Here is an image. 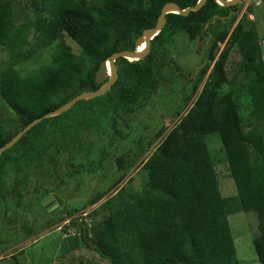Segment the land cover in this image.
<instances>
[{"label": "trees", "instance_id": "1", "mask_svg": "<svg viewBox=\"0 0 264 264\" xmlns=\"http://www.w3.org/2000/svg\"><path fill=\"white\" fill-rule=\"evenodd\" d=\"M198 1L39 0L43 16L35 22L18 23L15 0H0V48L10 59L0 71V100L13 116L0 124V148L33 121L80 94L100 89L95 82L100 64L113 54L134 52L143 31L155 28L164 5L174 3L185 10ZM242 5L225 8L207 0L186 17L166 15L165 26L152 39L143 60L115 62L117 79L108 93L41 121L0 154V200L6 205L12 202L16 209L21 206L22 191L29 184L24 169L54 166L58 170L48 169L45 175L59 178L60 183L75 174L82 177L96 172L104 160L92 155L88 133L104 123L114 138L129 139V123L171 81L169 72L183 75L166 48L182 34L190 42H205L204 64L181 99L176 116L189 105L188 110L142 164L145 184L140 194L120 189L87 214L89 225L76 218L70 226L79 230L86 250L107 264H239L228 217L253 214L252 245L258 263L264 264V144L256 127L243 129L237 103L245 101L248 113L264 120V67L256 19L249 20L256 18L255 12L250 7L239 18ZM252 5L256 6L255 0ZM214 16L219 19L211 25ZM219 28L220 34L214 32ZM219 43L225 46L208 73ZM53 45L44 64L22 72L13 68L17 63L39 61L42 52ZM233 56L239 62L228 68ZM162 133L161 128L153 139ZM211 134L222 140L235 196H222L219 191L205 142ZM101 143L99 154L103 152L104 159L110 146L97 142V147ZM151 143L145 144L139 136L126 150L116 152L114 165L120 175L115 184L124 180ZM65 166L73 171L56 175ZM10 174L13 181L7 187ZM22 174L20 184L18 175ZM31 191L34 201L38 200L42 190L35 187ZM104 195L93 196L79 210L64 205L62 212L70 219L86 205L95 206ZM11 262L18 264L15 257Z\"/></svg>", "mask_w": 264, "mask_h": 264}, {"label": "rangeland", "instance_id": "2", "mask_svg": "<svg viewBox=\"0 0 264 264\" xmlns=\"http://www.w3.org/2000/svg\"><path fill=\"white\" fill-rule=\"evenodd\" d=\"M255 2L256 6H254V8L252 5L254 0H245L238 15L240 18V16L250 7L254 10L256 18L250 16L249 20L254 21L256 19L261 39L260 55L264 67V0H255ZM14 8L18 23H23L26 19L35 22L43 16V13L40 11L41 6L39 0H34L32 2L30 0H15ZM216 31H218L219 34L222 32L220 28L218 30L214 29V32ZM174 38L177 40H174L170 45L166 46V48L169 51L171 58L176 60L175 63L183 75L185 74L188 76H179L176 73L169 72L171 81H168L166 87L158 89L154 96L149 100L146 111L144 113H138L134 117L132 123H129L128 126L131 127V132L128 131L130 137L126 142L114 138L104 123H101L99 128L93 126L88 133V136H91L92 138L90 145H93L94 147L91 153L94 157H102L101 160H104V164H102L96 172L85 174L82 177L75 174L72 175L70 179L67 178L66 181L62 178L63 182L60 183L59 178H48L46 177L47 175H45V172H48V169L52 172L57 171L58 169L54 168V166L49 165L47 168L41 167L37 171L24 169L25 172L29 174V184H24L25 190L22 191V194L25 193V195L20 201L21 206L16 209L12 202L6 205L5 201L0 200V259L3 258V261L0 260V262L2 261L1 264H14L11 262L13 257H15V262L18 264H29L28 262L30 261L25 259L30 257L31 253H33L36 258L41 259L44 264H107L106 262H101L97 255L86 250V247L79 238V230L72 228L69 222L73 219L81 218L80 222L89 225L91 218L89 216L87 217V214L91 213L101 202L105 201L106 198L112 196L120 189L127 192L129 191L132 195L140 194V190L145 184V175L142 173L143 170L141 169L142 164L155 151L157 145L167 132L178 123V120H180L188 110L189 107H186L183 112H180V115L176 116V113L181 109V99L188 94V90L192 86V79L195 78L196 73L204 63V55L201 54L204 43H200L201 47L198 51V43L190 42L182 34L177 35ZM62 42L64 41L62 40ZM66 45L70 46L75 54H78V49H75L67 42ZM53 47L54 45L43 51V56L39 61L35 60V62L31 61L23 64L17 63L13 65V68L18 72L37 68L38 64H44L48 55H50L48 50L50 49L49 51H52L51 49ZM9 61L10 59L7 51L0 48V71L8 66ZM231 62L233 63H228V68L233 64L238 63L239 60L233 56ZM206 76L207 75H205V77ZM189 77L191 79H189ZM223 89L224 92H227L228 86L224 85ZM237 103H239V117L242 119L243 129L249 131L251 127H256L261 132V143L264 144V120H258L248 113L249 109L247 108L245 101H237ZM11 118H13V116L10 115L8 108L0 100V124H3V122L10 120ZM65 123L70 125V122ZM161 128L163 129V133L159 138L153 139L156 132ZM81 131L82 128L79 130V133ZM139 136H142L145 144L149 142L152 143L150 146L146 147V153L134 163L133 168L127 173L124 180L115 184L120 173L116 172L114 156L116 155V152L119 153L126 150L127 144L131 143L132 140H137ZM97 142H104L110 146L108 149L109 151H106L109 152V155L106 153L104 159L103 152L99 154V148L103 144L101 143L97 147ZM205 142L216 173L221 195L235 196L236 191L234 184H232L233 181L230 180L222 140L217 134H211L206 136ZM60 160V164H62L63 159ZM61 169L62 170L56 173V175L59 174L63 177V174L67 170L66 174H70L71 171H73L71 168L68 169L67 166ZM18 177L20 184H22L24 174L18 175ZM10 178L11 181L7 179V187H9V184L13 181L12 174H10ZM100 178L104 179L100 180ZM7 187L1 190L2 194ZM35 187L46 190L49 189L48 191L58 196L63 203H65V208L67 207L70 210L81 209L86 202L97 194L105 195L95 206L92 207L86 205L81 212L75 214L72 218L67 219L61 210L49 216H45L39 199H35L34 201V194L31 189ZM14 200H16V198L12 201L14 202ZM94 219L95 218L92 220ZM228 222L234 241L238 263L259 264L252 245V233H255V231L252 232L251 229L254 224L256 229L255 216L253 214L246 215L243 213H236L228 217ZM55 225L61 228V232L67 235V239L70 238L71 244L69 241L60 244L59 239L61 236L58 233L47 232ZM54 244L64 247V249L63 247L59 249V252L60 250H63L60 252L62 254L64 253L63 255L57 253L58 251L55 249Z\"/></svg>", "mask_w": 264, "mask_h": 264}, {"label": "water", "instance_id": "3", "mask_svg": "<svg viewBox=\"0 0 264 264\" xmlns=\"http://www.w3.org/2000/svg\"><path fill=\"white\" fill-rule=\"evenodd\" d=\"M243 1L245 0H230V1L215 0V2L220 7H225V8L241 6ZM206 2L207 0H199L192 7L187 8L185 10L179 9V7L174 3H168L164 5L161 9L160 16L158 18L155 28L143 31L142 36L136 40L135 52L124 51V52L113 54L106 61L100 64V67L97 70L96 76H95L96 84L101 85L100 89H98L95 92H87V93L80 94L77 97L73 98L68 103H66L65 105H63L62 107L58 108L57 110L46 114L40 119L33 121L26 128H24L21 132L16 134V136L8 144L0 148V154L10 149L15 143L18 142V140L22 136H24L31 128H33L35 125H37L41 121L60 116L66 113L67 111H69L79 102L94 100V99L104 96L106 93L109 92V90L114 85L117 79V72H116V67H115V62L117 60L124 59L131 63H135L140 60H143L149 53V48H150L152 38H154L157 34H159L161 30L163 29V27L165 26V23H166L165 16L166 15L176 14L181 17H186L190 13L199 11L205 5ZM216 19H219V18L217 16H214L210 24H214ZM208 25L209 24L205 26V29H207ZM200 42L201 44L204 43L201 40ZM143 44H145V48L143 52L138 53L137 52L138 47L143 46ZM201 44H198V51L200 50ZM107 67H109V74L107 72ZM39 202L43 209V214L45 216H49L51 214L58 212L59 210L63 209V205H64L63 201L58 196L54 194L48 195L46 193L39 194Z\"/></svg>", "mask_w": 264, "mask_h": 264}, {"label": "crops", "instance_id": "4", "mask_svg": "<svg viewBox=\"0 0 264 264\" xmlns=\"http://www.w3.org/2000/svg\"><path fill=\"white\" fill-rule=\"evenodd\" d=\"M53 230V231H52ZM47 232H54L55 234L56 233H58L60 236H61V238L59 239V241H60V244H63V243H65L66 241H69L70 242V244H71V240H70V238L69 239H67L68 237H67V235H65V234H63L62 232H61V228L59 227V226H52V228L50 229V231H47ZM71 237V236H70ZM54 246H55V249L58 251L57 253H60V252H62L63 250H60V252H59V249H61L63 246H59L58 244H54ZM69 247H70V245H69ZM68 247V248H69ZM63 249H64V247H63ZM64 254V253H63ZM62 253H60V255H63ZM59 255V256H60ZM0 260H2L3 261V258H1ZM25 260H29L30 262H28L29 264H44V263H42V261H41V259H39V258H36L35 256H34V254L33 253H31V255H30V257H28V258H26ZM1 261V262H2ZM1 262H0V264H1ZM46 264V263H45ZM47 264H50V263H47Z\"/></svg>", "mask_w": 264, "mask_h": 264}, {"label": "clouds", "instance_id": "5", "mask_svg": "<svg viewBox=\"0 0 264 264\" xmlns=\"http://www.w3.org/2000/svg\"><path fill=\"white\" fill-rule=\"evenodd\" d=\"M228 1H230V0H228ZM244 2V1H243ZM217 20V19H216ZM215 20V21H216ZM212 25V24H211ZM208 28V27H207ZM153 39V38H152ZM152 41V40H151ZM202 41V40H201ZM204 42V41H203ZM198 44H200L201 42H200V40L197 42ZM196 43V44H197ZM198 44H197V48H198ZM204 44H205V42H204ZM204 46V45H203ZM224 46H225V43H222V44H218V48H219V52L217 53V55H216V58H215V60L212 62V64H211V66L210 67H212L213 66V64H214V62L216 61V59H217V57H218V55H219V53L222 51V49L224 48ZM135 50H136V48H135ZM135 52V51H134ZM204 64V63H203ZM203 64H202V66L201 67H203ZM201 67H200V69H201ZM212 68H210V70H211ZM210 70H209V72H210ZM196 73V72H195ZM194 73V74H195ZM198 73V72H197ZM196 73V74H197ZM188 76V75H187ZM107 78V77H106ZM187 107H189V105L187 106ZM179 121V120H178ZM173 128V127H172ZM42 193V192H41ZM40 193V194H41ZM64 205H65V203H64ZM64 205H63V207H64ZM63 209H61V211H62ZM69 221V220H68Z\"/></svg>", "mask_w": 264, "mask_h": 264}, {"label": "bare ground", "instance_id": "6", "mask_svg": "<svg viewBox=\"0 0 264 264\" xmlns=\"http://www.w3.org/2000/svg\"><path fill=\"white\" fill-rule=\"evenodd\" d=\"M144 48H145V44H143V46L138 47L137 52H138V53L143 52ZM107 72H108V74H109V67H107Z\"/></svg>", "mask_w": 264, "mask_h": 264}, {"label": "flooded vegetation", "instance_id": "7", "mask_svg": "<svg viewBox=\"0 0 264 264\" xmlns=\"http://www.w3.org/2000/svg\"><path fill=\"white\" fill-rule=\"evenodd\" d=\"M205 45V44H204ZM183 76V75H182ZM186 76V75H185ZM189 79H191L190 77H189ZM193 80V79H192ZM191 84H192V81H191ZM40 190H42V193H46V194H48V195H52L53 193H50L48 190H46V189H42V188H39ZM61 197V196H60Z\"/></svg>", "mask_w": 264, "mask_h": 264}]
</instances>
